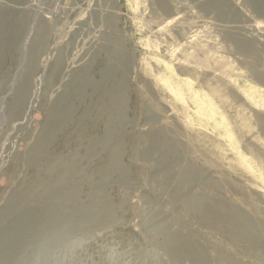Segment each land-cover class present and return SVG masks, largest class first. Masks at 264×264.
Masks as SVG:
<instances>
[{
  "label": "rangeland",
  "instance_id": "1",
  "mask_svg": "<svg viewBox=\"0 0 264 264\" xmlns=\"http://www.w3.org/2000/svg\"><path fill=\"white\" fill-rule=\"evenodd\" d=\"M262 6L0 0V264L21 263L35 234L56 219L71 226L81 208L94 219L72 225L44 264H264ZM120 100L121 136L107 137ZM73 123V138L90 141L56 152ZM109 152L115 173L86 179ZM65 153L78 171L62 184L66 159H51ZM106 200L109 214H94Z\"/></svg>",
  "mask_w": 264,
  "mask_h": 264
},
{
  "label": "bare ground",
  "instance_id": "2",
  "mask_svg": "<svg viewBox=\"0 0 264 264\" xmlns=\"http://www.w3.org/2000/svg\"><path fill=\"white\" fill-rule=\"evenodd\" d=\"M263 2H264V0H263ZM263 8H264V6H262ZM262 10H264V9H262ZM4 26V25H3ZM1 30V29H0ZM35 37V36H34ZM33 37V38H34ZM36 48L34 49V51H33V59H32V61H34V62H36L37 60H38V57H37V54H36ZM118 53V52H117ZM117 53H116V55H117ZM196 58V57H195ZM198 58V57H197ZM116 71V70H115ZM114 72V71H113ZM116 75V74H115ZM26 83V82H25ZM88 84V83H87ZM86 84V85H87ZM27 85V84H26ZM29 85V84H28ZM30 87V86H29ZM25 88V87H24ZM28 90H29V88H27ZM82 91V90H81ZM83 92V91H82ZM29 93V92H28ZM117 93H118V95H120V91H119V89L117 90ZM98 97V96H97ZM15 99V98H14ZM17 99V98H16ZM101 99V98H100ZM26 100H28V98L26 99ZM18 104H22V100L21 99H18ZM17 102H16V104H17ZM68 106H70V108H72V106L71 105H68ZM15 107V106H14ZM14 107H13V109H12V115H11V117H13L14 115H16V112H15V109H14ZM78 107V106H77ZM76 107V108H77ZM115 107V110H116V118L114 119L115 121H114V123L116 122V124H114V123H112L111 121V123L110 122H108V124H106L107 126H105L106 128H107V137H111V136H121V133H122V127H121V121H122V116H124V111H125V107H124V103H123V101L122 100H120L118 103H117V105H115L114 106ZM67 108H69V107H67ZM108 108V107H107ZM66 109V108H65ZM75 109V108H74ZM93 110V109H92ZM57 111V110H56ZM66 111V110H65ZM109 111V110H108ZM112 111H113V109H112ZM60 112V111H59ZM68 112V111H67ZM96 112V111H95ZM55 113V112H54ZM62 113V112H61ZM65 113V112H64ZM69 113V112H68ZM65 114H67V113H65ZM65 114H62V115H65ZM54 115V114H53ZM58 115V114H57ZM57 115H55V117L57 116ZM67 115H70V113L69 114H67ZM109 115H111V114H109ZM59 116V115H58ZM66 116V115H65ZM112 116V115H111ZM51 117H52V115H51ZM54 117V118H55ZM57 118V117H56ZM55 118V119H56ZM80 118V117H79ZM66 119V118H65ZM64 119V120H65ZM57 120H59V118H57ZM57 120H54L53 121V123L55 122L56 123V121ZM112 120V119H111ZM104 122V121H103ZM59 123V122H58ZM60 124V123H59ZM76 125L78 124V123H75ZM49 125V124H48ZM53 125H55V124H53ZM45 127H47L46 125H45ZM49 127V126H48ZM52 127V126H51ZM70 129H68V128H66L61 134H60V141L58 142V146H56V152H58V150H57V148L59 149V151L61 152L63 149H64V147H68V146H70V144L72 145V142L73 141H78V143H79V145L82 147L83 146V143H85V142H88V141H90V140H88V138L89 137H91V135H88V136H83L82 138H79V137H77L78 136V134L79 133H76L75 134V136H74V138H73V134H72V132H73V130H71V129H75V127H74V123L72 124V126L71 125H69L68 126ZM94 127H98V125H96V126H94ZM92 128V130H94V131H96V128ZM44 128V127H43ZM68 129V131H66ZM46 130H47V128H46ZM48 130H49V128H48ZM54 130H56V127H54ZM59 129L57 128V130L56 131H58ZM55 131V132H56ZM66 131V132H65ZM72 131V132H71ZM103 131V130H102ZM54 132V131H53ZM55 132H54V134H55ZM39 133V132H38ZM51 133V132H50ZM43 134V133H42ZM51 134H47V136H50ZM53 135V134H52ZM38 136V135H37ZM81 136V135H80ZM51 137V136H50ZM102 137V136H101ZM48 138V137H47ZM79 138V139H78ZM75 139V140H74ZM97 139V138H96ZM48 144V143H47ZM50 144V143H49ZM69 144V145H68ZM46 148V147H45ZM69 148V147H68ZM158 148V147H157ZM38 149V148H37ZM53 150V149H52ZM90 151V150H89ZM81 152V151H80ZM49 153V152H48ZM42 157V156H41ZM57 158H61V159H66V162L64 163V166H65V168L63 169V170H61V172L58 174V176L56 177V178H58V180L63 184L66 180H68V179H70V175H69V173L70 172H72L71 170H76V171H78V168L76 167V166H74V161H73V159H74V156H72L71 157V160H70V158L67 156V153H65L64 155H62V154H57L55 157H53V159H51L52 161H54L55 159H57ZM51 161V162H52ZM98 166H97V168H95V173H93L91 176H90V174H85L84 172H81L82 174H83V176H85L86 177V179L87 178H89V177H92V176H97V177H103V175H107V174H111V173H115V171L117 170V160H116V157H115V153L113 152H109V153H107L104 157H103V159H101V162L99 161L98 162ZM47 167V166H46ZM45 167V168H46ZM84 171V170H83ZM44 172H45V169L43 170V173H42V175H41V177H43V175H44ZM191 178V171H190V169H186V171H184V173H183V175L181 176V180L183 181V182H186V179H190ZM193 178V177H192ZM38 180V179H37ZM185 180V181H184ZM40 181H42V179L40 180ZM39 182V181H38ZM32 183V182H31ZM28 184V183H27ZM39 185H41V182H40V184ZM24 186V185H23ZM30 189L28 190L29 192H30V190H33L34 192H35V190H36V187L34 188L33 187V185H31L30 187H29ZM81 186H80V188H79V186L78 185H76V184H72V188H71V190L73 189V190H76V192L78 191V190H81ZM25 189H26V186H25ZM21 190H24V189H21ZM25 193H26V191H25ZM20 194H24V192L23 193H20ZM30 194V193H29ZM24 196H25V194H24ZM22 197V196H21ZM20 197V198H21ZM17 198V197H16ZM16 198H14V200L16 199ZM24 199H25V197H24ZM13 200V199H12ZM22 200V199H21ZM20 200V201H21ZM16 201V200H15ZM19 201V202H20ZM23 201V200H22ZM11 202H13V201H11ZM93 202V201H92ZM190 202V201H189ZM15 204V203H14ZM17 204H18V202H17ZM11 206V205H10ZM200 208H199V210L200 211H202V210H209L208 208H210V205H208V203L207 204H202L201 206L200 205H198ZM202 206H204V207H202ZM14 207V206H13ZM93 208H96V211H94L93 213L94 214H109V208L111 207L110 206V203H109V200H106L105 202H102V203H99L98 202V204L96 205V203L95 204H93V206H92ZM197 208V206H196V204H193V203H187L186 204V208L185 209H183V211H185V212H187V213H191L193 210H195ZM204 208V209H203ZM9 209V208H8ZM11 209V208H10ZM90 210H93V209H90ZM197 210V209H196ZM199 210H197L198 212H200ZM204 210V211H205ZM211 210V209H210ZM82 211V212H81ZM114 211V210H113ZM111 212V213H114V212ZM43 212H44V210H43ZM42 212V213H43ZM84 211L82 210V208L80 209V211L79 210H77V213H79V214H82V216L81 215H73V218H72V216L70 217V219H71V222H72V224H71V226H70V224H69V219L68 220H57L56 219V222H55V220L54 221H51V225H50V227H49V230L47 229V230H45V232L47 231V234H45V235H43V232L41 233V234H39V235H37V234H35V237L32 239L33 241H31V242H28V243H26L23 247H24V254H25V257L22 259V261L19 259V261H21V263H19V264H44V262L45 261H47V257H49V255H53L52 256V259H54V261H55V258H56V256H55V254H56V250L58 249V248H62L63 247V235L64 234H67L68 233V231H70V228L72 227V225L74 226V227H77V225L78 224H81V223H83L84 221H89V219L91 220V219H94L92 216H88V217H86V215L83 213ZM88 213V212H87ZM92 213V212H91ZM55 214V213H54ZM56 215V214H55ZM30 217V216H29ZM32 217V216H31ZM44 217V216H43ZM51 217V216H50ZM53 217V216H52ZM222 218H223V220H222V222H223V224L225 225H227V227L228 226H230V221H231V218H234V216H233V214H226V215H224V214H222V216H221ZM40 218V217H39ZM54 218V217H53ZM53 218H52V220H53ZM78 218V219H77ZM80 218H82V220L80 219ZM105 218V217H104ZM114 218V217H113ZM112 218V219H113ZM30 220H31V218H29ZM36 219H38V218H36ZM77 219V220H76ZM84 219V220H83ZM33 220H35V219H33ZM33 220H31L32 222H34ZM31 221H29V223L31 222ZM27 222V221H26ZM54 222V223H53ZM28 223V222H27ZM232 223V222H231ZM32 224H34V223H32ZM50 224V223H49ZM39 225V224H38ZM42 226H44V224H42ZM28 227V226H27ZM73 227V228H74ZM232 228V227H231ZM237 230V229H236ZM235 229H233V232H231L232 234H235V235H238V236H247V237H249L248 236V234H246L245 232H243L242 230H239V232H237ZM25 231V230H24ZM30 232V231H29ZM239 233V234H238ZM16 235V234H15ZM27 235V234H26ZM25 235V236H26ZM47 235H48V237H47ZM68 236H69V234H67ZM165 235V234H164ZM17 236V235H16ZM166 236V237H165ZM164 237V239L166 240V241H164V242H167V243H169V238H168V235L166 234ZM253 236H255V238H256V241H257V239H259V238H257L258 236L257 235H253ZM257 236V237H256ZM28 237V236H27ZM47 238V239H46ZM26 239V238H25ZM254 240V239H253ZM27 241V240H26ZM12 242V241H11ZM45 242V243H44ZM66 242V241H65ZM72 242V241H71ZM16 243V242H15ZM70 243V242H69ZM172 243V242H171ZM171 243H169L170 245H172ZM17 244V243H16ZM20 244H22V243H20ZM71 244V243H70ZM15 245V244H14ZM72 245V244H71ZM70 245V246H71ZM73 245H74V242H73ZM168 245V244H167ZM166 245V246H167ZM170 245H169V247H170ZM54 246V247H53ZM173 246V245H172ZM168 247V246H167ZM168 247V248H169ZM60 248V249H61ZM167 248V249H168ZM4 249V248H3ZM170 250H171V252H173V250L171 249V247L169 248ZM11 250V249H10ZM170 252V251H169ZM2 253V252H1ZM199 258V257H198ZM197 258V259H198ZM58 259V258H57ZM59 261V260H58ZM199 261L200 262H204L205 261V263H207L208 264V261H206V259L204 258V259H199ZM0 262L2 263V262H4V261H1L0 260ZM220 262H221V258L220 257H218V255L216 256V258H213L212 259V261H211V264H220ZM156 263V262H155ZM4 264H10V262L8 263V262H6L5 261V263ZM59 264H61V263H59ZM141 264H143V263H141ZM231 264V263H230Z\"/></svg>",
  "mask_w": 264,
  "mask_h": 264
}]
</instances>
